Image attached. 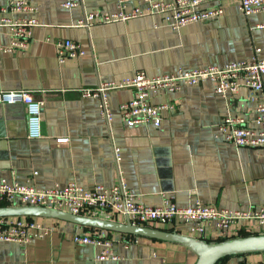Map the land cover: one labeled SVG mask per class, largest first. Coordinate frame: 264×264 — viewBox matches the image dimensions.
<instances>
[{
  "label": "crops",
  "instance_id": "crops-1",
  "mask_svg": "<svg viewBox=\"0 0 264 264\" xmlns=\"http://www.w3.org/2000/svg\"><path fill=\"white\" fill-rule=\"evenodd\" d=\"M30 1L39 8L41 25L26 50L3 51L10 37L0 30V91L28 90L44 99L42 137H28L24 102L0 103V178L39 187L71 181L84 187H110L120 177L139 202L150 206L160 205L167 197L179 206L197 199L232 209L264 205V148L237 146L215 135L226 115L252 118L254 102L246 99V88L222 97L214 92L211 80H204L182 84L177 92L153 93L152 103L174 104L171 111L162 113L159 127L128 126L121 119L118 106L133 97V88L108 92L110 122L100 116L97 98L80 93L100 80L118 81L135 70L155 76L178 68L245 60L255 53L264 58V27L257 26L264 21V11L244 16L237 0H221V16L178 29L159 15L84 27L77 25L84 11L114 12L116 0ZM66 1H77L78 6L66 8ZM6 3L0 0V5ZM65 39L77 41L85 54L60 62L56 43ZM28 216L51 223V233L24 246L0 241V264H195L197 259L194 251L175 241L49 216L9 217ZM190 226L175 222L144 227L207 242L264 234V226L240 223L226 235L209 225L198 236L190 232ZM75 233L109 238L117 257L97 259L101 247L75 242ZM130 239L134 240L125 245L124 240ZM256 260H264V252L229 255L215 264Z\"/></svg>",
  "mask_w": 264,
  "mask_h": 264
},
{
  "label": "built area",
  "instance_id": "built-area-1",
  "mask_svg": "<svg viewBox=\"0 0 264 264\" xmlns=\"http://www.w3.org/2000/svg\"><path fill=\"white\" fill-rule=\"evenodd\" d=\"M66 8L78 6L77 1H66ZM129 6V9H127ZM237 6L244 16L264 11V0H237ZM224 7L221 0H116V11L95 9L84 11L77 20L78 26L88 27L93 23L126 21L132 18L159 15L163 22L178 29L192 22L209 21L221 16ZM39 8L30 0H7L0 5V30H5L10 43L2 46L5 52L24 51L33 38L34 31L41 25ZM264 27V21L257 25ZM57 57L60 62L85 54L81 45L72 39L58 40ZM204 80L214 83V92L222 97L236 94L246 88V99L254 102L253 116L226 115L216 126V136L237 146L264 148V58L255 53L248 59L231 61L223 65H209L202 68H178L155 76H148L144 70H135L131 76L121 80H100L94 87L82 88L83 97L98 100L100 116L106 122L113 118L109 106L108 92L113 89L133 88V97L118 106L121 119L128 126L152 125L159 127L162 113L171 111V102L152 103L150 96L159 91L177 92L182 84L195 85ZM22 101L27 109L28 137H42V113L45 101L28 90L0 91V103ZM116 158L119 149H115ZM0 205L5 207H44L72 215L117 221L126 220L144 227L152 223H190V232L203 235L209 225L222 235L238 224L251 228L264 226V205L246 209L223 208L203 204L196 200L188 206H179L171 198H164L158 206L139 202L129 191L125 182L119 180L110 187L95 184L84 187L76 181L64 186L39 187L30 182L20 183L0 178ZM52 231V224L33 217H0V241H13L27 245L33 239L43 238ZM73 240L81 244H93L101 249L96 255L99 260L116 258L112 252V240L100 235L75 233ZM134 239L124 240L128 245ZM244 264H264V260L246 261Z\"/></svg>",
  "mask_w": 264,
  "mask_h": 264
},
{
  "label": "water",
  "instance_id": "water-1",
  "mask_svg": "<svg viewBox=\"0 0 264 264\" xmlns=\"http://www.w3.org/2000/svg\"><path fill=\"white\" fill-rule=\"evenodd\" d=\"M40 215L69 220L77 224L99 227L140 236L169 240L184 244L197 254L195 264H215L229 255L264 252V234H251L207 242L176 232L155 230L125 223L72 215L55 209L32 206L0 207V216Z\"/></svg>",
  "mask_w": 264,
  "mask_h": 264
}]
</instances>
